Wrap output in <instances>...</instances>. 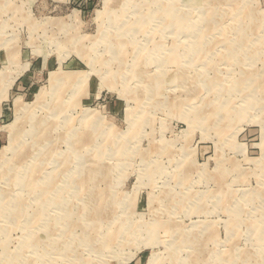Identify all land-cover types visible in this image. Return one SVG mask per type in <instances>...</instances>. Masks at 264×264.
I'll return each instance as SVG.
<instances>
[{"label":"rangeland","instance_id":"1","mask_svg":"<svg viewBox=\"0 0 264 264\" xmlns=\"http://www.w3.org/2000/svg\"><path fill=\"white\" fill-rule=\"evenodd\" d=\"M147 1L0 0V264H264V0Z\"/></svg>","mask_w":264,"mask_h":264},{"label":"bare ground","instance_id":"2","mask_svg":"<svg viewBox=\"0 0 264 264\" xmlns=\"http://www.w3.org/2000/svg\"><path fill=\"white\" fill-rule=\"evenodd\" d=\"M108 1V0H107ZM136 1V0H135ZM145 1H147V0H145ZM129 2V1H128ZM148 2V1H147ZM171 3V2H170ZM129 4V3H128ZM133 4V3H132ZM135 4V3H134ZM111 5V4H110ZM138 5V4H137ZM137 5H134V6H137ZM206 5V4H205ZM121 6V5H120ZM138 9H139V7H137ZM203 8V7H202ZM205 8V7H204ZM108 10V9H107ZM134 10V9H133ZM214 10H215V8H214ZM206 11V15H212V14H214L213 13V10H212V8H209V9H207V10H205ZM247 11V10H246ZM246 11H241V13H244V15H246L247 14V12ZM151 13V12H150ZM154 13V12H153ZM170 13H167V15H166V17H167V19H169L170 18ZM237 18V17H236ZM180 19V18H179ZM181 20V19H180ZM108 21V20H107ZM111 21V20H110ZM118 21V20H117ZM122 22V21H121ZM109 23H111V22H109ZM153 24V23H152ZM117 25V24H116ZM145 25V24H144ZM174 25V24H173ZM172 25V26H173ZM184 25V24H183ZM188 25V24H187ZM182 26V25H181ZM180 26V27H181ZM138 28V27H137ZM153 28V27H152ZM183 28V27H182ZM181 28V29H182ZM107 30V29H106ZM141 30H142V28H141ZM138 32V31H137ZM102 33V32H101ZM101 40V39H100ZM99 42H101V41H99ZM113 43V42H112ZM117 43V42H116ZM118 44V43H117ZM109 45H110V43H109ZM116 46H118V45H116ZM115 46V47H116ZM107 47H108V44H107ZM140 48V47H139ZM123 49H125V48H123ZM113 55V54H112ZM111 55V56H112ZM138 56V55H137ZM136 58V57H135ZM140 70V69H139ZM62 72V71H61ZM65 73V72H64ZM52 74V73H51ZM58 74V73H57ZM62 75H64V74H62ZM51 76V75H50ZM71 76V75H70ZM67 77V76H66ZM65 76H59V75H55V74H53L52 76H51V80H50V83H52V85H55L56 84V87L55 88H60V87H62V88H64L65 87V83L66 84H70V85H73L74 86V84L72 83V81H74L75 80V76L73 77V76H71V77H67L66 78ZM63 82H65V83H63ZM75 82V81H74ZM159 85V84H158ZM62 88H61V91H59V92H57V94H55V95H53L52 96V99H51V102L49 103V105H47L48 106V108L49 109H51V111L52 112H54V113H58L57 115H59L60 113H66L67 112V108L69 107L68 106V103H67V101H66V99L63 97V93H62ZM44 92V91H43ZM46 94V93H45ZM42 96V95H41ZM71 96V95H70ZM46 98V97H45ZM42 101V100H41ZM45 103V102H44ZM38 104V103H37ZM44 105V104H43ZM29 106V105H28ZM35 106V105H34ZM33 109H35V108H33ZM69 109V108H68ZM47 114V113H46ZM21 120V119H20ZM62 120V119H61ZM22 121V120H21ZM60 121V120H59ZM29 122V121H28ZM33 122V121H32ZM65 122V121H64ZM63 122V123H64ZM30 123V122H29ZM33 124V123H32ZM45 125L46 124H42V126H41V128H39L38 126H37V124H35V128H33L34 129V131H33V133L32 134H30V136H31V138L33 139V141H37V140H40L41 138V136L47 131V129L45 128ZM18 126V125H17ZM58 126V125H57ZM12 127V126H11ZM19 127V126H18ZM21 127H22V125H21ZM69 127V126H68ZM24 128V127H23ZM16 129V128H15ZM11 130V129H10ZM55 130V129H54ZM18 131H20V128H18ZM27 131V130H26ZM14 132V131H13ZM50 132H51V130H50ZM76 131H73L72 133H71V135H70V139H71V146L75 149L76 148V146H77V139H76V133H75ZM21 134V133H20ZM51 134V133H50ZM50 136V135H49ZM20 137V136H19ZM46 137V136H45ZM47 138V137H46ZM60 138V137H59ZM48 141V140H47ZM21 144L19 143V141L17 140V134H13L12 136H11V138H10V143H9V147H10V149H12V151H13V154H14V156H16V157H18V158H22V159H24L29 153H30V150H29V148L28 147H25V148H21V146H20ZM31 145H33L32 143H31ZM50 149V148H49ZM54 149V148H53ZM76 150V149H75ZM6 151V150H5ZM49 151V150H48ZM4 154V153H3ZM45 153H43V151L41 152V155H44ZM28 157V156H27ZM42 157V156H41ZM46 157H47V155H46ZM4 159V158H3ZM38 159V158H37ZM48 159H50V156H49V158ZM47 158H46V160H48ZM91 163H93V162H91ZM61 165H60V168H65L66 166H67V161H66V159H62L61 160V163H60ZM94 164V163H93ZM92 168V167H91ZM8 170V169H7ZM5 172V171H4ZM4 175V174H3ZM9 175V174H8ZM5 176V175H4ZM11 176V175H10ZM8 178V177H7ZM11 178V177H10ZM16 178V180H17V176L15 177ZM6 179V178H5ZM14 179V178H13ZM12 179V180H13ZM49 179V178H48ZM52 179V178H51ZM15 180V179H14ZM25 180H28V182H29V187H30V191H32L31 192V194L33 195H35L36 194V192H39L38 194H37V196L39 197H41V199H46L45 200V204L49 207V206H53L54 207V210H52V213H56L57 211H62L61 210V205L60 204H57L56 202H59L60 200H61V198H60V191L59 190H57V189H54L53 190V192L51 193L49 190H51V189H49V190H47L48 189V185H46V184H44V183H42V182H40V183H42L43 185H44V188L42 189V190H38V185H37V183H39V182H35V180H33V178H32V176H26L25 177ZM40 181V180H39ZM48 181V180H47ZM85 181V180H84ZM88 181V180H87ZM16 182V181H15ZM27 182V183H28ZM40 185V184H39ZM83 185V184H82ZM42 186V185H41ZM54 186V185H53ZM82 189V188H81ZM82 191V190H81ZM80 191V192H81ZM26 192V191H25ZM29 192V191H28ZM58 194V195H57ZM3 195H5V193L3 194ZM54 196L55 195V197L54 198H49L48 196ZM63 195V194H62ZM99 196V195H98ZM5 197V196H4ZM101 197V196H100ZM103 197V196H102ZM9 198V197H8ZM4 199H6V198H4ZM3 199V200H4ZM48 199V200H47ZM52 200H55L54 202L55 203H53V202H51ZM18 201H20L19 203H14L13 204V206L15 207V209H17V211H15V213H20V214H24L25 215V213L27 212V206H26V202L25 201H23V200H18ZM7 205V204H6ZM72 207V206H71ZM93 208V207H92ZM96 209V208H95ZM74 210V209H73ZM30 212L28 213V216H29V226H33V224L34 223H36V219H37V217H38V215H39V210H29ZM85 211H86V209H85ZM74 213V212H73ZM13 214V213H12ZM57 214V213H56ZM86 214H88V212L86 213ZM85 214V215H86ZM83 215V214H82ZM16 216V215H15ZM18 216V215H17ZM20 216V215H19ZM77 217V216H76ZM87 218V217H86ZM71 219V218H70ZM60 220V219H59ZM31 221V222H30ZM35 221V222H34ZM75 221V220H74ZM71 223V222H70ZM81 224V223H80ZM82 225V224H81ZM73 226V225H72ZM85 226V225H84ZM46 227V226H45ZM83 227V226H82ZM92 227V226H91ZM80 231V230H79ZM83 231V230H82ZM72 235V234H71ZM82 235V234H81ZM87 235V234H86ZM92 241H94V239L92 240ZM100 241V240H99ZM98 242V241H97ZM103 246V245H102ZM101 246V247H102ZM100 248V247H99ZM64 252V251H63ZM96 253H97V251H96ZM98 254V253H97ZM100 254V253H99ZM70 255V254H69ZM67 259V258H66ZM78 261V260H77ZM80 263H81V261H80Z\"/></svg>","mask_w":264,"mask_h":264}]
</instances>
